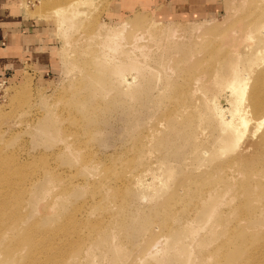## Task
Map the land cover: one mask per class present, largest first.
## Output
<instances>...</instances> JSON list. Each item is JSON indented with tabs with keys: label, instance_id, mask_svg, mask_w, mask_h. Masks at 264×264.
<instances>
[{
	"label": "rangeland",
	"instance_id": "1",
	"mask_svg": "<svg viewBox=\"0 0 264 264\" xmlns=\"http://www.w3.org/2000/svg\"><path fill=\"white\" fill-rule=\"evenodd\" d=\"M179 1L18 0L43 39L0 80V264H264V0Z\"/></svg>",
	"mask_w": 264,
	"mask_h": 264
},
{
	"label": "crops",
	"instance_id": "2",
	"mask_svg": "<svg viewBox=\"0 0 264 264\" xmlns=\"http://www.w3.org/2000/svg\"><path fill=\"white\" fill-rule=\"evenodd\" d=\"M172 1L181 4L179 0ZM187 1L217 2V0ZM17 4L18 0H0V80L5 79L23 63L36 58L43 39L41 26L19 13Z\"/></svg>",
	"mask_w": 264,
	"mask_h": 264
},
{
	"label": "bare ground",
	"instance_id": "3",
	"mask_svg": "<svg viewBox=\"0 0 264 264\" xmlns=\"http://www.w3.org/2000/svg\"><path fill=\"white\" fill-rule=\"evenodd\" d=\"M62 10H64V9L63 8H56V9L53 10L52 13L56 14V15H59V14H61L63 12ZM115 31L117 32L116 35L121 36V31L120 30L119 31L115 30ZM128 68L129 69H133V66H129ZM234 79H232L230 82H228L230 84L229 88L232 89V93H235L234 98H239V97L243 98L244 93H245V89H246L245 84L242 83L241 81H239L237 76ZM123 80H124V83H127L128 85H130L133 82L132 81V77H125V79H123ZM234 81H235V85H233ZM218 101H219L220 105H222L224 103L223 99L222 100H218ZM235 107L236 108L234 110H230L229 111L230 114H229V112L227 110V113L229 115H231L232 118L234 117V120H235L234 121V120L230 119V121H228V124L233 128V131H235V132H238L240 130V128H243L244 130H246L248 128V126H249L248 124L250 123L251 118H249V114L246 113V111H243L242 108L238 107V104ZM252 107H253V112H254L255 115L256 114H261V113H263V115H264V97L259 92H256L254 94V96L252 97ZM218 109H220V107ZM218 111H220L219 113L221 114L222 111L221 110H218ZM222 114H223V112H222ZM247 114H248V117H247ZM262 124H264V119L260 120V122L256 125L257 129H259V127ZM260 137H259L260 138L259 143H260V145H262V147H264V132H263L262 136H260ZM0 173H1L0 174V180H4L5 181V176L8 174V172L7 171H3L1 169V166H0ZM2 200H4V199L2 198ZM1 205L4 206V203H1ZM206 257L205 258L210 261L209 256H206ZM206 259H205V261H206Z\"/></svg>",
	"mask_w": 264,
	"mask_h": 264
}]
</instances>
